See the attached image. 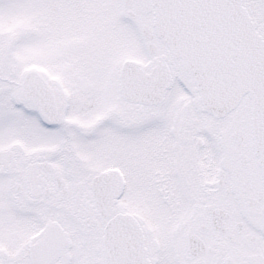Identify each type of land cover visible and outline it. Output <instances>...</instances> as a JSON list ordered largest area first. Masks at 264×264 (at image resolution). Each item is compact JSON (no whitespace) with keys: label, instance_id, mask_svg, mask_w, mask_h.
<instances>
[{"label":"snow or ice","instance_id":"snow-or-ice-1","mask_svg":"<svg viewBox=\"0 0 264 264\" xmlns=\"http://www.w3.org/2000/svg\"><path fill=\"white\" fill-rule=\"evenodd\" d=\"M0 264H264V0H0Z\"/></svg>","mask_w":264,"mask_h":264}]
</instances>
